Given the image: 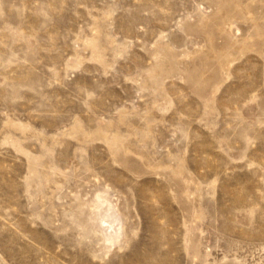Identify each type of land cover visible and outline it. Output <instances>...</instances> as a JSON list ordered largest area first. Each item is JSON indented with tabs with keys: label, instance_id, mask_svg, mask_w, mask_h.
I'll use <instances>...</instances> for the list:
<instances>
[{
	"label": "rangeland",
	"instance_id": "1",
	"mask_svg": "<svg viewBox=\"0 0 264 264\" xmlns=\"http://www.w3.org/2000/svg\"><path fill=\"white\" fill-rule=\"evenodd\" d=\"M0 264H264V0H0Z\"/></svg>",
	"mask_w": 264,
	"mask_h": 264
}]
</instances>
